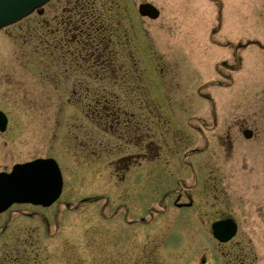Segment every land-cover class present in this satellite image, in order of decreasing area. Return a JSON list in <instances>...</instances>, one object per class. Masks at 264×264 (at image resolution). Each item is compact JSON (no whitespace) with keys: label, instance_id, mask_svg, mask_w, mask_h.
<instances>
[{"label":"flooded vegetation","instance_id":"af4514ba","mask_svg":"<svg viewBox=\"0 0 264 264\" xmlns=\"http://www.w3.org/2000/svg\"><path fill=\"white\" fill-rule=\"evenodd\" d=\"M129 1L112 0L117 7L104 11L99 0H51L49 32L32 49L51 85L69 89L65 103L82 107V121L68 127L67 137L85 161L100 164L98 178L110 184L95 197L98 213L109 211V198H122L111 201L113 214L154 237L143 251L146 264L155 252L167 261L178 253L183 264L195 254L198 264H249L247 232L264 231V111H217L199 74L178 71L176 58L156 57L145 29L138 36ZM219 65L225 71L214 83L229 87L232 65L225 59ZM39 207L15 203L3 214L8 221L13 210L36 216ZM218 220L227 221V233L235 224L226 241L213 234ZM176 234L183 245L167 248ZM13 252L2 264H16V256L25 263L20 250Z\"/></svg>","mask_w":264,"mask_h":264},{"label":"rangeland","instance_id":"374dc122","mask_svg":"<svg viewBox=\"0 0 264 264\" xmlns=\"http://www.w3.org/2000/svg\"><path fill=\"white\" fill-rule=\"evenodd\" d=\"M144 1L159 8L157 19L138 17L137 5ZM103 2L104 11L117 7L112 0H99L96 5L101 10ZM128 4L129 14L137 17L138 36L143 39L145 29L156 57L176 58L178 71L199 74V83L204 82V90L214 97L217 111H264V0H130ZM43 7V17L33 12L0 29V109L8 117L6 131L0 132V170L53 156L62 170L63 194L60 203L38 209L49 219L48 229L40 214L12 211L8 228L0 234V264L5 256L16 255L10 253L14 250H20L19 256L23 253L22 264H146L143 251L151 249L154 237L146 235L145 227L130 230L122 215H112L114 203L122 198H109L110 209L104 216L98 213L100 202H81L111 189L98 178L100 164L85 161L82 152L69 145L67 130L80 123L81 105L74 100L65 103L69 89L53 87L47 72L39 71L33 62L36 38H45L49 32L48 6ZM238 43L242 46L236 49ZM238 58L242 59L239 66ZM224 59L232 65L229 87L214 83L222 80L217 71H225L219 65ZM203 103L199 111L206 112ZM6 217L0 216V225ZM247 237L253 250L249 264H264V231H249ZM182 238L176 234L167 248L181 247ZM153 255V264H183L178 253L170 261L156 252ZM16 257L12 260L21 264ZM190 259L194 260L190 264H198V254L187 262Z\"/></svg>","mask_w":264,"mask_h":264},{"label":"water","instance_id":"95a60500","mask_svg":"<svg viewBox=\"0 0 264 264\" xmlns=\"http://www.w3.org/2000/svg\"><path fill=\"white\" fill-rule=\"evenodd\" d=\"M46 1L0 0V27L20 19ZM139 11L152 18L158 15V10L150 3L140 4ZM5 126L6 117L0 111V130ZM61 185V174L52 158L15 164L10 172L0 173V212L15 201L49 205L58 197Z\"/></svg>","mask_w":264,"mask_h":264}]
</instances>
